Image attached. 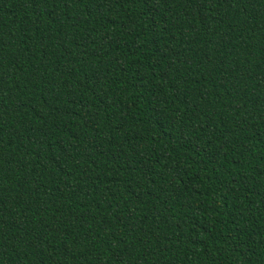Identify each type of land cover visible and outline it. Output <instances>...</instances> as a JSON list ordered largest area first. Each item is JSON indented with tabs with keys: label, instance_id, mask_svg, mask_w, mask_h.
Wrapping results in <instances>:
<instances>
[{
	"label": "trees",
	"instance_id": "16d2710c",
	"mask_svg": "<svg viewBox=\"0 0 264 264\" xmlns=\"http://www.w3.org/2000/svg\"><path fill=\"white\" fill-rule=\"evenodd\" d=\"M0 264H264V0H0Z\"/></svg>",
	"mask_w": 264,
	"mask_h": 264
}]
</instances>
